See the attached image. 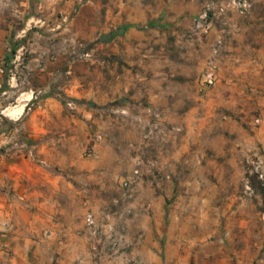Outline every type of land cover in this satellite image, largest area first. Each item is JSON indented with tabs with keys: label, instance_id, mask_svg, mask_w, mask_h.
I'll use <instances>...</instances> for the list:
<instances>
[{
	"label": "rangeland",
	"instance_id": "rangeland-1",
	"mask_svg": "<svg viewBox=\"0 0 264 264\" xmlns=\"http://www.w3.org/2000/svg\"><path fill=\"white\" fill-rule=\"evenodd\" d=\"M10 1L0 36V264H237L248 250L264 264V157L237 146V172L209 189L221 203L204 204L194 183L204 148L184 118L223 71L250 77L248 101L236 103L245 128L258 118L249 107L257 96L264 107V89H251L264 78V0H184L195 5L187 16L169 4L179 0H143L129 8L140 21L107 27L102 9L98 28L80 12L89 0ZM203 14L207 32L197 27ZM228 21L243 25L231 31ZM211 66L217 79L207 84ZM233 193L244 203L223 202Z\"/></svg>",
	"mask_w": 264,
	"mask_h": 264
},
{
	"label": "crops",
	"instance_id": "crops-1",
	"mask_svg": "<svg viewBox=\"0 0 264 264\" xmlns=\"http://www.w3.org/2000/svg\"><path fill=\"white\" fill-rule=\"evenodd\" d=\"M7 2L3 3L1 8L0 1V36L2 35V30H8L6 26L8 25V22H10H7L6 19L8 17L5 12L10 16L11 1L9 0V2ZM67 2L69 4L68 6H75L74 0H68ZM144 2L145 1L143 0H89L86 5L88 7H81L82 9L80 8V12L82 14L84 12H89L90 15L87 19L94 24L95 28H98L99 26H102L101 22L98 21L101 19V11L104 9V26L111 27L123 22L140 21L142 19L141 16L139 14L132 15L129 8L133 5L135 7L144 5ZM169 4L175 8L174 10H177L178 13H182L185 16L192 12L193 6H195L192 1L184 0H179L178 6L176 1H170ZM2 12L4 13V16L2 15ZM80 12L76 19L84 17L83 15H80ZM227 24V28H231V31L237 30V28L241 29L243 25L240 22L236 23V21H228ZM229 41L226 43L225 49H230ZM1 44H3V42L0 40V46ZM261 66V64L256 65L257 69H260ZM249 78L250 77L240 78L233 74L227 77L224 71L221 72V80L200 97L201 101L199 103L197 102L189 105L188 111L184 114L188 126L186 133L191 134V136L196 135L197 137L200 135L198 140H200L202 147L204 148L201 150L200 156L202 164L199 167L202 176L200 181L194 180V183H200L199 187L202 190H206L202 191L203 195L201 197L204 204L210 205L221 203L222 197L214 192L209 193V189L218 190L219 188L226 187V182L224 181L225 184L221 182L222 172H237L238 168H235L237 146L241 145L240 152L252 153L264 157V107L258 106L261 103L259 100L262 97L257 96L252 103V107H249L250 109L259 108L260 114L258 115V118L256 117L257 119H250L246 128L243 126V121L247 117V115H243L246 106H239L236 103L238 98L241 101H244V103H246L245 101H248L250 93ZM253 83L256 85L251 89H253L255 93L257 90L264 89V78L261 74L256 78H253L252 84ZM11 86H13V84H11ZM225 88L227 91L225 90V94H223L224 91L222 89ZM222 98L223 102L221 100ZM238 115H240L241 121L237 119ZM193 124H198L197 128H194ZM24 163L25 165H30L29 161H24ZM25 173L26 175L31 176V174H34V171L29 167ZM235 188L236 187L233 184L232 189L234 190ZM223 200L224 203L230 205L235 203L239 204L241 202L244 203L245 198L233 193L223 198ZM171 233L172 232L169 234V238L173 236ZM184 236H186V234H184ZM171 247V243H169L168 248L171 249ZM143 248L145 249L144 245ZM246 254L247 255L245 256L244 252L238 253L237 264H254V253H252L251 250H248ZM182 259V257H179L178 261L180 262Z\"/></svg>",
	"mask_w": 264,
	"mask_h": 264
},
{
	"label": "built area",
	"instance_id": "built-area-1",
	"mask_svg": "<svg viewBox=\"0 0 264 264\" xmlns=\"http://www.w3.org/2000/svg\"><path fill=\"white\" fill-rule=\"evenodd\" d=\"M205 18H206V14L200 16L197 27L201 28L202 31L207 32L209 26L206 24V21H203V19ZM203 76H204L203 80L205 83L213 84L217 79V71L215 66H211L210 68H208Z\"/></svg>",
	"mask_w": 264,
	"mask_h": 264
},
{
	"label": "bare ground",
	"instance_id": "bare-ground-1",
	"mask_svg": "<svg viewBox=\"0 0 264 264\" xmlns=\"http://www.w3.org/2000/svg\"><path fill=\"white\" fill-rule=\"evenodd\" d=\"M23 106H24V104H22V106L21 107H14V108H9V109H7V112H11V113H13V112H15L17 109H19V110H21V108H23ZM18 112H20V111H18Z\"/></svg>",
	"mask_w": 264,
	"mask_h": 264
}]
</instances>
